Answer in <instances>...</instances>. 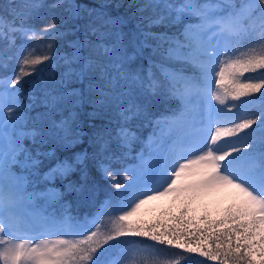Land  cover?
Returning <instances> with one entry per match:
<instances>
[{
    "label": "snow or ice",
    "instance_id": "obj_1",
    "mask_svg": "<svg viewBox=\"0 0 264 264\" xmlns=\"http://www.w3.org/2000/svg\"><path fill=\"white\" fill-rule=\"evenodd\" d=\"M53 60L57 74L21 104L18 86ZM12 62L0 77V264H264V0H6L0 70ZM156 97L179 111L152 121ZM86 106L106 119L88 121ZM143 120L155 139L126 165ZM93 169L109 194L81 222L64 201L91 190Z\"/></svg>",
    "mask_w": 264,
    "mask_h": 264
},
{
    "label": "trees",
    "instance_id": "obj_2",
    "mask_svg": "<svg viewBox=\"0 0 264 264\" xmlns=\"http://www.w3.org/2000/svg\"><path fill=\"white\" fill-rule=\"evenodd\" d=\"M0 2H6V0H0ZM43 2L51 3L52 0H43ZM77 2L83 4H90V3H94V0H77ZM126 2L127 0H125V3ZM122 10L123 9H121V11ZM34 23L38 27L48 23L47 10H45L44 13H42L39 17H37ZM71 38L75 39V37H71ZM29 43L36 46L37 55L42 53V49L40 47L42 42L40 40L30 41ZM57 47L61 55L63 54V52L68 50L66 41L59 42ZM143 63L144 66L146 67L147 61L145 60ZM56 64H57L56 60H53L51 62L45 61L43 64L37 66L39 68L38 73H33L32 76L24 78V81L20 84L21 104H27L29 102L28 101L29 92L30 90L33 89L37 80L45 81L49 77L57 74L58 70L55 67ZM12 70H15L14 62L10 64L7 72H3L2 70H0V77H4ZM244 99H249V98H244ZM260 104L261 101L259 99V94H256L255 110H259ZM177 108H179V105L175 99L166 98V97H156L154 98L149 108V119H151L152 121H156L160 119L162 116L170 114ZM91 110L92 109L90 106H86L83 109L84 118L87 119L88 121L99 124L106 119V117L104 116H97L95 118L87 117V113L90 112ZM233 111H235V109ZM135 129L137 136L139 137V140H137V142L132 146L131 152L129 153L126 160L123 162L124 164H128L135 161L134 157H136L138 152H141L142 150H145L146 152L145 141H147L146 138L148 136V133L153 130V127L148 123L147 120H143L136 122ZM85 146H86V142H85ZM49 163H50L49 161L47 160L45 161L43 170H46ZM116 167H121V165L117 164ZM92 176L95 183L92 185L91 190H85L82 193H69L67 194L66 199L64 201L65 205L67 206V212L70 214V216L76 219H82L84 217L93 214L99 209L100 205L103 204L105 200L108 198L109 188H110L108 182L103 179L102 174L96 169H93ZM121 182L123 181L121 180ZM56 186L59 187L58 182ZM58 206L59 205H55L54 207H58ZM135 239L139 240L142 238H135ZM148 243H154V242L149 241ZM161 248H164V246H161ZM181 251L182 250L179 249H165V252L161 256V258L162 259L175 258L176 254L180 253ZM185 255L188 257L187 264H215V262L208 261L207 258L200 257L198 254H185Z\"/></svg>",
    "mask_w": 264,
    "mask_h": 264
},
{
    "label": "rangeland",
    "instance_id": "obj_3",
    "mask_svg": "<svg viewBox=\"0 0 264 264\" xmlns=\"http://www.w3.org/2000/svg\"><path fill=\"white\" fill-rule=\"evenodd\" d=\"M14 71H15V70L10 71V72H9L8 74H6L4 77H11V76L13 75V72H14ZM18 88H19V93H20V85L18 86ZM212 88H213V90H215V85H214V84L212 85ZM213 103H215V101H213ZM178 111H179V109H177L176 111H173V112L170 113V114H167V115L162 116L160 119H163L164 117H171L174 113H177ZM234 112H235V111H234ZM209 130H214V126H213L212 129H209ZM155 131H156V133H157V136H159V135H160V129H156ZM153 132H154V129H153L152 131L149 132V134H148V136H147V138H146L147 141H145L146 143L149 141L150 137H152L153 139H155V137H153ZM166 134H167V130L165 129V136H166ZM138 153H140V152H138ZM145 155H147V152H145ZM136 156H137V155H136ZM137 162H138V161L135 159V161H133V162H131V163H128V164H126V165L135 164V163H137ZM118 178H120V177H118ZM38 203H42V202H38ZM45 207H47V209H48L49 212L55 211V212H57L58 214L64 212V209L61 208L60 206H58V207H54V206H47V205H45ZM67 213H68V212H67ZM95 213H96V212H94L93 214H91V215H89V216H87V217H84V218H82V219H77V220H79V221H81V222L84 221L85 219L91 221V220L95 217ZM68 214H69V213H68ZM69 215H70V214H69Z\"/></svg>",
    "mask_w": 264,
    "mask_h": 264
}]
</instances>
